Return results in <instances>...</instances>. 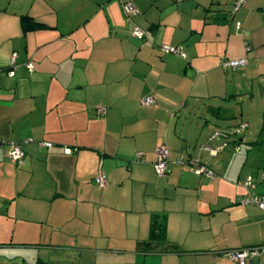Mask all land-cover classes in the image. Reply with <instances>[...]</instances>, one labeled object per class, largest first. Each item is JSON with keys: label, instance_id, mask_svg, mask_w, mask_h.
Segmentation results:
<instances>
[{"label": "crops", "instance_id": "0c3cea01", "mask_svg": "<svg viewBox=\"0 0 264 264\" xmlns=\"http://www.w3.org/2000/svg\"><path fill=\"white\" fill-rule=\"evenodd\" d=\"M123 1L0 0V139L25 152L0 146V264H236L223 252L264 245V210L242 202L264 171L235 150L264 129V0H131L132 17Z\"/></svg>", "mask_w": 264, "mask_h": 264}, {"label": "built area", "instance_id": "2783aa9c", "mask_svg": "<svg viewBox=\"0 0 264 264\" xmlns=\"http://www.w3.org/2000/svg\"><path fill=\"white\" fill-rule=\"evenodd\" d=\"M245 0H238L237 3L235 4V8L238 9ZM123 9L125 11V14L128 17H132L137 15L138 10L135 6V4L131 1H123L122 2ZM133 36L138 39H143L145 37V31L138 25H135L133 27ZM160 49L164 53H179L182 54V48L179 46H173V45H167V44H162L160 46ZM250 49V47H248ZM17 52H14L11 61H10V69L8 70V74L10 76L15 74V66H16V59H17ZM247 60L245 58L242 59H232V60H226L222 63L223 68H238L241 66H244L246 64ZM26 66L28 69L32 70L33 69V63L32 62H27ZM2 69L0 68V73ZM155 103L154 98L151 95L145 96L141 100L142 105H153ZM246 127V124H242L239 128H237V133H240L242 129ZM220 134V133H219ZM44 145L46 146H51L52 144L50 142H43ZM1 145H7L9 147V156L11 159L21 162L24 158L25 152L21 148V146L12 141V140H6V139H0V146ZM225 145V144H224ZM224 145L220 146L218 149L222 148ZM75 148L71 147H65L64 152L66 154H72ZM235 150L237 153L241 152V147L239 145L235 146ZM169 155H170V150L168 146L166 145H161L156 148V161H155V169L157 174L160 177L166 176L170 169H169ZM179 161L181 163H186L183 158H180ZM191 169L198 175H205L210 178L215 177V173L206 167L205 165L198 164L196 167L193 166V164H190ZM99 183L104 186L106 184V175L104 173H100L99 176L97 177ZM246 185L249 187L251 184V179H248L246 181ZM244 204L248 203H253L255 204L258 208L264 210V194L262 195H249L244 197L243 201ZM264 249V245H258V246H250V247H245V248H240V249H230L226 250L223 252L227 257H229L231 260H233L236 264H246L247 261L254 257L255 255L259 254L261 250Z\"/></svg>", "mask_w": 264, "mask_h": 264}, {"label": "rangeland", "instance_id": "374dc122", "mask_svg": "<svg viewBox=\"0 0 264 264\" xmlns=\"http://www.w3.org/2000/svg\"><path fill=\"white\" fill-rule=\"evenodd\" d=\"M263 129V125L257 126L256 128L251 126L250 128V137H248L249 141H255L260 137V133ZM235 131L234 127L229 129L230 133ZM246 134V132L244 133ZM247 139V138H246ZM244 139V142L248 141ZM241 146V152L243 153L242 156H245L246 153L250 155V162L249 164H245V169H251L252 167L256 168L257 171L261 172L264 171V129L261 135V140L259 142L253 143V145H247L244 143ZM251 148V149H249ZM249 149V150H248Z\"/></svg>", "mask_w": 264, "mask_h": 264}, {"label": "trees", "instance_id": "16d2710c", "mask_svg": "<svg viewBox=\"0 0 264 264\" xmlns=\"http://www.w3.org/2000/svg\"><path fill=\"white\" fill-rule=\"evenodd\" d=\"M22 25H23L24 31H28L30 29H38V28H42L43 27V24L35 22L29 16H23L22 17Z\"/></svg>", "mask_w": 264, "mask_h": 264}]
</instances>
